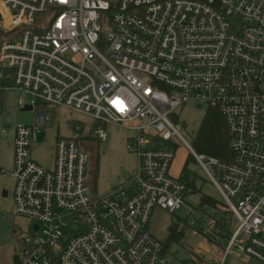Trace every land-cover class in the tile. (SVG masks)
<instances>
[{
  "label": "built area",
  "instance_id": "built-area-1",
  "mask_svg": "<svg viewBox=\"0 0 264 264\" xmlns=\"http://www.w3.org/2000/svg\"><path fill=\"white\" fill-rule=\"evenodd\" d=\"M0 2V104L12 88L36 111L14 135V213L35 223L17 264H170L149 226L155 208L186 203L171 166L184 139L173 118L189 99L221 110L232 159L190 152L238 219L220 261L200 264H224L234 247L264 263V0ZM48 104L91 118L98 138L111 124L130 128L135 171L91 194L90 155L72 137L41 165L30 148Z\"/></svg>",
  "mask_w": 264,
  "mask_h": 264
},
{
  "label": "rangeland",
  "instance_id": "rangeland-1",
  "mask_svg": "<svg viewBox=\"0 0 264 264\" xmlns=\"http://www.w3.org/2000/svg\"><path fill=\"white\" fill-rule=\"evenodd\" d=\"M6 37V32L4 33L0 26V40ZM1 95L0 264H13L14 256L21 252V238L28 235L31 226L35 224L27 217L14 213L12 204L15 189V176L12 173L14 135L18 123L27 126L34 124L36 111L22 109L18 104L19 95L15 89L11 88ZM43 104L44 102L38 101L36 106ZM209 107L210 105L204 101L189 99L176 109L173 118L181 137L185 140L174 139L178 148L171 172L176 176L191 178L193 186L186 191V203L181 209L169 213L159 207L155 208L149 226L153 235L168 246L166 258L170 264H200L202 260L218 263L238 224L236 214L229 211L225 198L210 181L204 168L194 159L186 163L190 147L194 150L196 133ZM47 110L52 114V118L47 122V128L37 132L36 140H33L30 148L31 157L41 165L52 167L57 139L72 137L79 142L81 149L90 155L86 171L91 194L107 193L123 183L124 170L130 174L135 171L137 157L128 149L132 136L130 128L111 124L106 127L105 137L98 138L88 116L60 105L48 104ZM78 125L82 127L77 129ZM205 198L211 199L214 204ZM81 226L80 222L71 223L64 232L68 237L73 236ZM172 232L175 233L173 237ZM13 247L17 251L7 262L8 250ZM224 264L264 263L251 255L239 252L234 247L227 254Z\"/></svg>",
  "mask_w": 264,
  "mask_h": 264
},
{
  "label": "trees",
  "instance_id": "trees-1",
  "mask_svg": "<svg viewBox=\"0 0 264 264\" xmlns=\"http://www.w3.org/2000/svg\"><path fill=\"white\" fill-rule=\"evenodd\" d=\"M2 41L3 40H0V47ZM193 147L195 152H197L198 154L200 153L202 155L218 157L225 160L232 159L233 153L229 148V136L227 133V127L219 107L213 105L208 108L205 116L202 119L199 130L196 133V139L193 142ZM190 159H194L198 163L196 157L192 152L189 153L186 163ZM179 177L184 183H186V191L193 186L191 178H183L182 175H180ZM205 199L212 202L211 199ZM212 203L214 204V202ZM227 208L231 212L228 205ZM174 235L175 233L172 232L171 236L173 237ZM201 262H203V260Z\"/></svg>",
  "mask_w": 264,
  "mask_h": 264
},
{
  "label": "crops",
  "instance_id": "crops-1",
  "mask_svg": "<svg viewBox=\"0 0 264 264\" xmlns=\"http://www.w3.org/2000/svg\"><path fill=\"white\" fill-rule=\"evenodd\" d=\"M0 9H2L1 7V2H0ZM15 143V142H14ZM15 145V144H14ZM14 153V151H13ZM13 167H14V157H13ZM13 171V170H12ZM12 204H13V194H12ZM13 208H14V204H13ZM17 250H15V247H13L12 249L8 250V253H7V256H6V261L8 262L9 258L11 256H14V254L16 253ZM18 253V252H17ZM16 258V256H14ZM15 258H14V261H15ZM14 264V262H13Z\"/></svg>",
  "mask_w": 264,
  "mask_h": 264
},
{
  "label": "water",
  "instance_id": "water-1",
  "mask_svg": "<svg viewBox=\"0 0 264 264\" xmlns=\"http://www.w3.org/2000/svg\"><path fill=\"white\" fill-rule=\"evenodd\" d=\"M32 106L31 105H27V106H24L22 109L23 110H27V109H31ZM129 172H127L126 170H124V178L127 179L129 177ZM18 263V257L16 256L15 258V261H14V264H17Z\"/></svg>",
  "mask_w": 264,
  "mask_h": 264
}]
</instances>
